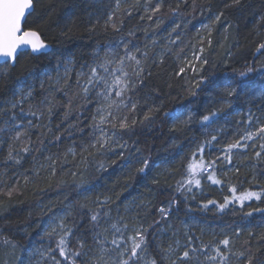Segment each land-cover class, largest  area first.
<instances>
[{
  "label": "trees",
  "instance_id": "trees-1",
  "mask_svg": "<svg viewBox=\"0 0 264 264\" xmlns=\"http://www.w3.org/2000/svg\"><path fill=\"white\" fill-rule=\"evenodd\" d=\"M230 1L233 0H164L162 11L153 19L183 15L192 19L190 26L193 27L201 22V15L223 13L211 34V46L205 54L208 62L199 73V79L204 78V83L194 89L197 95L192 103V120L184 126L180 120L173 121L164 116L169 112L176 113L180 119H187L185 109L190 104L189 89L194 82H187L188 78L183 74L177 75L170 57L159 62L156 55L151 61H146L148 71H145L143 83L137 86L133 99L139 101L138 119H142L149 107H159V111L153 112L154 118L150 122L138 123L131 131L122 133L120 142L127 141L128 149L121 157L119 153L122 150L117 148L116 153L112 152V158L107 157L108 151L98 153L94 158L88 152L81 155V146L86 144L89 108L88 104H82L78 95L80 89L76 77L82 69L87 71L84 66L94 60L95 48L107 50L108 46L125 37L127 29L132 26L133 15L118 13L124 21L120 33L104 32L99 28L90 32V25L106 10V5L114 7V0L34 1V10L27 17L24 28L37 31L43 42L51 46V51L38 55L25 52L14 66L0 72V106L12 98V90L17 85L29 80L34 87L30 99L32 108L44 113L40 119L31 117L38 127L28 125L24 132L26 142L31 141L32 151L25 156L20 154L23 157L20 164L9 161L0 167V190H6L8 186L16 188L11 200L0 196V201H3L0 206V264H27L33 254L41 257L40 252L54 248V239L45 235L46 226L55 215L63 216L69 212L71 215L66 222L75 233L70 240L73 245L76 237L87 240L85 251L88 252L89 247H94L88 210L96 209V201L105 197L111 201L106 207L110 209L112 222L121 218L125 202L132 205L135 225L147 228L145 256L155 257L157 264H167L161 258V248L170 244L175 246L177 239L181 244L186 243L185 232L209 244L223 238L224 235L217 234L222 231H227L231 237L234 251L250 248L253 264H264V226L260 227L264 223V211L253 205L257 200L245 201L243 207L234 203L221 213L215 205L204 210L195 209L189 192L176 191L178 182L186 176V164L193 151L206 141L200 118L217 103H223L224 98L230 101L233 96L226 97V90L230 85L237 86L241 82V72L253 68L254 71L248 75L255 81L264 74V49L256 51L261 42L258 43L252 33L257 10L253 4L260 7L264 0H239L235 5H228ZM177 3L181 4L179 11H169ZM154 35L149 36L152 43ZM60 68L68 69L67 74L59 77ZM244 82L248 84L245 78ZM262 86L264 82L247 89L250 109L258 115L264 111V102L258 97ZM239 91L237 87V93ZM69 100L71 107L68 106ZM49 103L52 105L50 117ZM239 105L233 104L235 107ZM231 109L228 108L227 113ZM228 128L233 130V125ZM69 148H75V157L68 153ZM48 157L56 160L55 175L49 167L51 161ZM82 157L87 158V163H81ZM144 159L149 161V166L140 173L138 169L143 166ZM247 163L246 174L240 173L232 181L237 193L264 190V162L254 158ZM101 164L105 167L101 168ZM25 177L29 178L27 183ZM252 177L260 181L255 190L247 185V180ZM219 199L221 196L217 203ZM81 205L86 207L81 209ZM170 205L169 216L163 219L159 209L169 210ZM248 212L252 215H246ZM235 231L240 232L239 237L235 236ZM5 239L17 247L12 249L11 245L4 244ZM53 255L59 259L57 253ZM230 260L231 264H238L235 257ZM40 264L53 262L41 257ZM191 264L207 262L199 256Z\"/></svg>",
  "mask_w": 264,
  "mask_h": 264
},
{
  "label": "snow or ice",
  "instance_id": "snow-or-ice-1",
  "mask_svg": "<svg viewBox=\"0 0 264 264\" xmlns=\"http://www.w3.org/2000/svg\"><path fill=\"white\" fill-rule=\"evenodd\" d=\"M233 3H239V0H233ZM164 7V0H156L153 4L152 0H133L131 4H128V0H114V7L112 4L105 6V11L98 15L95 22L89 27L90 32H95L98 28L107 32L111 30L114 33H120L124 26L123 19L118 16V13L123 12L127 16L133 15V9L142 8L144 15L140 16L143 20L147 18L152 20L153 17L162 11ZM181 7L180 3H177L175 8H169V11L175 13L178 12ZM34 10V0H0V61H3V65L0 67L14 66L18 57L23 54L25 48H30L32 53H39L41 50H46L47 45L40 39L37 31L31 29H25L26 18ZM223 13H220L215 17L216 21H219ZM157 26L160 21H156ZM177 28L179 25L176 26ZM208 29L209 36L211 35V27L204 25ZM175 31V28L173 29ZM133 31H129V36H134ZM208 45L211 46V40L209 39ZM131 42H121L116 47L108 46L107 50L98 49L94 53L95 59L91 64H87L84 67L87 68L85 72L83 69L77 73L76 84L80 89L79 96L82 104H94V114L91 117L92 123L89 125L91 128V140L81 146V155L84 152H88L89 155L94 153L103 154L107 151H113L115 148H120L122 151L119 153L121 157L124 155V151L128 149L127 141L121 143L122 133L131 131L138 123L143 124L145 121H151L153 112H158L159 107H149L147 112L143 113L142 119H138L137 108L139 105L138 100H134L137 86L143 83L145 74L144 64L148 58V52L142 51L139 47L133 45L131 48L129 44ZM155 43V41L153 42ZM175 43V41H172ZM199 43L203 44L204 40L201 39ZM123 49V54L118 51L119 48ZM264 49V43H260L256 49L259 52ZM170 50V49H169ZM204 52V48L199 50ZM103 52V54H101ZM139 54V55H138ZM194 59L199 61L201 65L207 64L206 59H202L201 56L194 54ZM188 67L193 72H197L198 69L194 67L191 62L188 63ZM131 68V71L128 69ZM254 71L249 67L246 72H241V82L237 86H229L226 90V97H232L237 95V87L241 90L251 85L244 82V78L248 73ZM67 74L68 69H65ZM185 72V68L179 69L180 75ZM150 74V73H149ZM83 82H81V78ZM67 75L65 83L67 84ZM204 83V78L196 80L195 84L189 89L191 95H197L194 89H198L201 84ZM43 87V84H41ZM34 87L32 85L25 86L24 84L17 85L12 90V98L6 102V106L0 109L3 113H12L11 119L15 122L17 119L23 120L27 117H36L40 119L44 113L38 109L33 110L30 105L28 110L25 111L23 105L33 97ZM223 103L228 104L230 101L227 98L223 99ZM68 106L71 107V100L68 102ZM19 108V112L16 110ZM219 110H213L207 115H203L200 118L201 125H207L214 117L218 115ZM52 114V105H48V115ZM67 116V113L65 114ZM165 117L175 120H180V123L187 126L192 116L189 115L187 119H180L176 113H164ZM259 121V118H256ZM29 126L38 127L34 125L33 121L29 119L27 121ZM248 125L253 124V115L250 113L247 120ZM14 128H20V123H14ZM51 129H49L50 131ZM175 130V128H174ZM24 135L21 132H16L11 137L13 143L8 145V151L6 156V162L11 161L15 164H20L23 157L20 153L25 155L32 151L31 141L29 140L24 146L14 147V144L20 141L21 136ZM257 138L264 141V123H259V126L255 129H246L243 135H239L234 142L228 143L223 148V156H217L216 160H206L204 158L205 148L211 146L212 142L217 140V135L213 134L210 140L205 141L198 145L193 151L192 156L189 158L186 164V176L178 182L177 192H189L193 191V188L199 189L201 187L202 178H206L213 185H222L225 181L218 178L216 172L217 160H223L226 164H232L233 150H246L249 148V141H254ZM60 139L59 136L56 137ZM254 146V145H253ZM260 150L254 153L255 157L264 162V143H260ZM138 151V149H137ZM68 153H71L73 157L76 155L75 148H69ZM51 161L49 167L52 169V174L55 175L56 160L52 157H48ZM66 162V161H65ZM81 163H87V158L82 157ZM142 167L138 169L140 173H144L149 166L147 159L142 160ZM101 168L105 167L103 164ZM239 171V169H235ZM39 175V173H37ZM76 175V173H73ZM25 183L28 182V177H25ZM228 191L231 196H225L222 203H217L215 200H208L207 203L202 205L203 209H208L209 205H215L219 212H224L226 208L234 203H239L243 207L245 201H251L253 199L259 201L261 196L264 195L262 191L245 190L237 193V188L233 185H229ZM16 188L8 186L6 190H0V196H6L8 200L13 198ZM187 199V197H185ZM193 198H195L193 196ZM110 198L105 197L103 200H97L96 209H89L90 223L93 228L92 242L94 247H89L88 252L85 251L88 241L76 237L75 244L71 242L70 238L75 235L73 228L68 225L67 217L71 215V212L66 213L63 216L55 215L51 218L50 223L45 229V235L49 239H54L55 247L49 248L44 252H40V255L45 260H51L53 264H139L143 261V264H157L155 257L146 258L147 253L146 244V232L147 228L143 225L137 224L134 228L130 229L128 222L123 217L111 221L110 209L106 206L110 204ZM175 203V201H174ZM3 205V201H0V206ZM86 205H81V209ZM104 210L101 211L100 209ZM171 205L169 210L161 207L159 212L163 219H167L169 216ZM264 211V209H258ZM251 216L252 212L246 213ZM129 232L131 234H129ZM186 243L181 244L179 239L175 241V246L169 245L167 248H161L160 252L163 253L162 259L167 261V264H191L193 259H199V256L204 257V261L207 264H231V257H235L238 264H253L254 257L251 254V249L234 251L233 241L227 234L223 238L218 239L212 243L205 244L199 240V237H194L188 232L184 233ZM235 236L239 237L240 232L235 231ZM4 244L11 245L12 249H15L17 245L12 241L5 239ZM199 242V243H197ZM247 244V241L245 242ZM92 255L89 256L88 253ZM57 253V255H53ZM87 257V260L84 259Z\"/></svg>",
  "mask_w": 264,
  "mask_h": 264
},
{
  "label": "rangeland",
  "instance_id": "rangeland-1",
  "mask_svg": "<svg viewBox=\"0 0 264 264\" xmlns=\"http://www.w3.org/2000/svg\"><path fill=\"white\" fill-rule=\"evenodd\" d=\"M241 1V0H240ZM239 1V2H240ZM133 0H128V4H131ZM144 0H141V3H143ZM152 3L154 4L155 1L152 0ZM236 3H233V1H230L228 5H235ZM248 4H253L252 2H249ZM227 5V6H228ZM256 6L255 11V17H256V24L254 27V30L252 31L254 38L258 40V43H264V4L260 7L256 4H253ZM133 16L132 18V26L127 29L125 37L123 36L119 40L115 41V43L111 47H116L117 44H120L122 41L127 43L131 42L129 44V47L131 48L133 45L139 47L142 51L148 52V58L147 60L151 61L152 58L157 55V61L161 62L165 57H170L173 60V63L175 64L177 73H179V69L181 67L185 68V72L182 73L185 78H188L187 82H191L195 84L196 80L199 79V73H201L202 66L204 67L205 64L201 65L199 61H196L194 59V54L197 56H201L202 59H205L206 51L208 50V40H211V35L209 36L208 29L204 27V25H209L212 29L211 34L214 32L213 28L215 27L216 23L220 21H216L215 17L219 15L220 13H211L208 16H200L201 22H199L196 26L191 27V18L185 17V16H173L169 19H163V18H156L152 19L151 21L147 18L141 20L140 16L144 15L142 8L133 9ZM136 14V15H135ZM159 20L160 23L157 26L156 21ZM179 25L177 28L176 26ZM237 28L236 25H232ZM175 28V31L173 29ZM141 29V30H140ZM238 29V28H237ZM150 30H153V32H150ZM133 31L135 34L134 36H129L128 32ZM155 33V43H152L149 40V36ZM203 39L204 43L201 44L199 41ZM172 41H175V43H172ZM259 45V44H258ZM204 48V52L201 53L199 50L200 48ZM99 48H95L93 51V58L94 53ZM170 49V50H169ZM118 51L123 54L122 47L118 49ZM165 53V55H164ZM139 55V54H138ZM191 62V64L198 69L197 72H193L191 68L188 67V63ZM146 63V62H145ZM146 64H144L145 71L146 70ZM8 68V67H7ZM149 68V67H147ZM6 70L5 67H2V73H4ZM131 71V68L128 69ZM65 70L63 68H60L59 73L57 74L59 77L64 76ZM61 75V76H60ZM179 76V75H178ZM58 77V78H59ZM191 77V79H190ZM249 75H247L246 82H248L249 85H260L264 82V74L259 78V80H256L253 78L249 79ZM251 81V82H250ZM28 83L30 85V81H23L22 83ZM244 88L243 90L240 89V91L237 93V95L233 96L230 99V103H217L216 106L211 110H219L218 115L213 118L212 121H210L207 125H202L204 135H206V141L211 139V136L213 134L217 135V140L212 142L211 146H208L205 148L204 152V158L206 160H216V157L223 156V148L228 144L234 142V140L239 136L243 135L244 131L246 129H255L259 126V123H264V111L261 115L256 114L253 110H251L250 105L248 103L249 97L247 96L248 89ZM250 89V88H249ZM258 97H260L264 102V86L261 87L258 93ZM190 100V104L185 109V113H188L189 115H192V103L194 101V96L189 95L188 96ZM235 99V100H234ZM234 103H239L240 107L233 106ZM32 106L31 101L25 102L23 105L25 111L28 110L29 106ZM6 106H0V109H3ZM231 111L227 113V109L231 108ZM89 108V118H88V126L86 129V143L91 140V128L89 125L92 123L91 117L94 114L95 108L93 103L88 104ZM210 111V112H211ZM16 112H19V108L16 110ZM208 112L207 114H209ZM253 115V124L248 125L247 120L249 114ZM205 114V115H207ZM12 113H3L0 112V167L7 164L9 161L6 162V156L8 151V145L12 144L13 141L11 137L15 135V133L21 132L24 134L26 131V128L28 127L27 121L31 119V117H25L22 121L17 119L15 122L11 119ZM232 117V118H229ZM259 118V121L256 120V118ZM229 118V119H228ZM14 123H20V128H14ZM201 124V123H200ZM229 125H233V130H229ZM228 131V132H227ZM264 141H261L259 139L254 141H249V148L246 150H233V158H232V164H226L223 160H217L216 162V172L218 178H221L225 181L222 185H213L210 181H208L206 178H202L201 180V187L199 189L193 188V191L189 193V198L191 199V204L195 209H202V205L204 203H207L208 200H216L221 196V199L218 200V203H222L225 196H231L230 192L228 191L229 185H232V181L236 176L240 173L242 175H245V171L247 170L250 159L256 158L254 153L256 151H259V145L260 143H263ZM26 140L24 135L21 136L20 141L16 142L14 144V147H20L24 146L26 144ZM254 145V146H253ZM117 148H115L113 151H108L107 157H113V153H116ZM113 152V153H112ZM25 156L24 153H20ZM264 155V154H262ZM93 158L98 156V153L95 155L92 154ZM110 160V159H109ZM235 169H239V171H235ZM260 181L254 177L247 180V185L251 187L252 190H255L259 187ZM193 196L195 198H193ZM257 209H264V195L261 196V199L259 201H256L255 204H253ZM210 207V205H209ZM121 217L128 222L129 228H134L135 225V218H134V212L132 205L128 202H125L122 205V211H121ZM48 226V225H47ZM46 226V228H47ZM264 223L260 225V227H263ZM129 234H131L129 232ZM217 234L225 235L227 234V231H222ZM222 238V237H221ZM220 238V239H221ZM92 253L90 254V256ZM41 257L38 256V254H33L31 257V260L27 264H40Z\"/></svg>",
  "mask_w": 264,
  "mask_h": 264
},
{
  "label": "water",
  "instance_id": "water-1",
  "mask_svg": "<svg viewBox=\"0 0 264 264\" xmlns=\"http://www.w3.org/2000/svg\"><path fill=\"white\" fill-rule=\"evenodd\" d=\"M35 1V0H34ZM33 12V11H32ZM31 12V13H32ZM29 16V15H28ZM27 16V17H28ZM27 19V18H26ZM40 39H41V37H40ZM42 40V39H41ZM43 41V40H42ZM46 44V43H45ZM48 47H47V49L46 50H41V52H39V53H32L31 52V49L30 48H25L24 49V52L23 53H25V52H30V53H32L33 55H38V54H41V53H48V52H50L51 51V46L50 45H48V44H46ZM4 62L3 61H0V65L1 64H3Z\"/></svg>",
  "mask_w": 264,
  "mask_h": 264
},
{
  "label": "flooded vegetation",
  "instance_id": "flooded-vegetation-1",
  "mask_svg": "<svg viewBox=\"0 0 264 264\" xmlns=\"http://www.w3.org/2000/svg\"><path fill=\"white\" fill-rule=\"evenodd\" d=\"M1 65H3V64H1Z\"/></svg>",
  "mask_w": 264,
  "mask_h": 264
}]
</instances>
